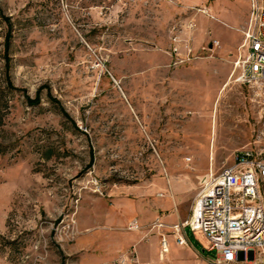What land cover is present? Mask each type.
Masks as SVG:
<instances>
[{
    "label": "rangeland",
    "instance_id": "1",
    "mask_svg": "<svg viewBox=\"0 0 264 264\" xmlns=\"http://www.w3.org/2000/svg\"><path fill=\"white\" fill-rule=\"evenodd\" d=\"M250 12V0H0V264L214 257L202 231L180 246L171 227L210 170L245 150L264 158V82L233 74ZM7 19L18 90L2 93Z\"/></svg>",
    "mask_w": 264,
    "mask_h": 264
},
{
    "label": "built area",
    "instance_id": "2",
    "mask_svg": "<svg viewBox=\"0 0 264 264\" xmlns=\"http://www.w3.org/2000/svg\"><path fill=\"white\" fill-rule=\"evenodd\" d=\"M250 2V17L242 29L243 47L249 53L245 60L238 57L234 73L242 68L238 80L253 86L264 82V0ZM199 11L211 15L208 9ZM219 46L215 41L212 49ZM155 226L166 227L160 219ZM171 228L180 246L188 245L184 237L187 229L204 233L210 244L207 251L215 255L202 258V264H264V158L245 150L237 153L231 166L217 173L210 170L195 197L191 215ZM161 245L163 254L167 253L166 237Z\"/></svg>",
    "mask_w": 264,
    "mask_h": 264
},
{
    "label": "trees",
    "instance_id": "3",
    "mask_svg": "<svg viewBox=\"0 0 264 264\" xmlns=\"http://www.w3.org/2000/svg\"><path fill=\"white\" fill-rule=\"evenodd\" d=\"M6 24L8 26L9 31L6 35L5 48H4V59L7 60V63L5 65V72H4V76H5L4 84H5V86H4V89H2V91H1L2 93H4L5 91L14 92V91L18 90V88L15 87V85L12 81L11 75H10L9 50H10V47L12 44V34H11L12 22H11V20L7 19ZM39 93H40V91H39ZM39 93L34 99H30V98L27 99V101L30 105L40 104L41 97H40ZM50 99L52 102H54L59 107L62 114H64L65 116H68V114L65 112L64 108L61 107V105L58 103L57 100H54L52 97H50ZM0 112H1V103H0ZM0 122H2L1 113H0Z\"/></svg>",
    "mask_w": 264,
    "mask_h": 264
},
{
    "label": "crops",
    "instance_id": "4",
    "mask_svg": "<svg viewBox=\"0 0 264 264\" xmlns=\"http://www.w3.org/2000/svg\"><path fill=\"white\" fill-rule=\"evenodd\" d=\"M241 69V68H240ZM234 73V72H233ZM198 193V192H197ZM197 193H196V195H197Z\"/></svg>",
    "mask_w": 264,
    "mask_h": 264
}]
</instances>
